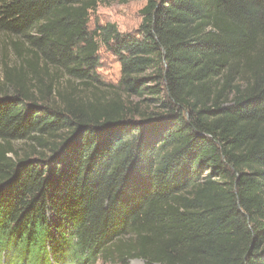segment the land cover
<instances>
[{
    "label": "trees",
    "instance_id": "obj_1",
    "mask_svg": "<svg viewBox=\"0 0 264 264\" xmlns=\"http://www.w3.org/2000/svg\"><path fill=\"white\" fill-rule=\"evenodd\" d=\"M111 1L0 0V262L264 264V0Z\"/></svg>",
    "mask_w": 264,
    "mask_h": 264
},
{
    "label": "rangeland",
    "instance_id": "obj_2",
    "mask_svg": "<svg viewBox=\"0 0 264 264\" xmlns=\"http://www.w3.org/2000/svg\"><path fill=\"white\" fill-rule=\"evenodd\" d=\"M144 5V0H113L106 4H100L90 12L89 26L93 29L96 26H103L109 23L115 25L120 33H134L140 24L141 18L139 12ZM98 56L101 64L98 74H100L105 82L117 84L120 79V66L116 59L103 46H100ZM15 146L18 148L24 147L23 143H16ZM0 264H4V261H1ZM131 264L142 263L133 260Z\"/></svg>",
    "mask_w": 264,
    "mask_h": 264
}]
</instances>
